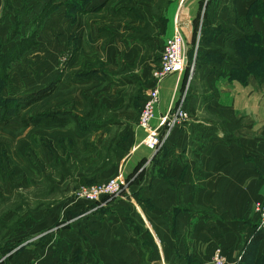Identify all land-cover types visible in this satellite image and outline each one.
<instances>
[{
    "label": "crops",
    "instance_id": "0c3cea01",
    "mask_svg": "<svg viewBox=\"0 0 264 264\" xmlns=\"http://www.w3.org/2000/svg\"><path fill=\"white\" fill-rule=\"evenodd\" d=\"M96 1L87 2V15L113 0ZM118 10L121 24L54 25L64 35L47 50L52 77L38 89L41 103L51 93L53 118L37 124L36 177L51 182L48 191L71 194L28 214L10 235L8 246L22 240L15 264H212L216 249L239 264L254 241L251 264H264L254 211L264 202V0H179L159 20L144 8ZM176 32L189 67L160 84L147 129L138 106L162 56L151 49ZM185 94L187 121L153 151L146 140L163 133ZM112 178L124 191L104 206L72 196Z\"/></svg>",
    "mask_w": 264,
    "mask_h": 264
},
{
    "label": "rangeland",
    "instance_id": "374dc122",
    "mask_svg": "<svg viewBox=\"0 0 264 264\" xmlns=\"http://www.w3.org/2000/svg\"><path fill=\"white\" fill-rule=\"evenodd\" d=\"M90 1L3 0L5 4L3 8L9 11L10 17H3V12H0V264H15L17 249L20 250L19 242L22 240L16 239L12 246H8V242L10 243L11 234L16 235L24 228L22 223L28 214L35 216L36 210L54 206L67 194H71L61 190L48 191L51 182L48 183L42 178L41 181H38L36 177L39 137L37 124L50 123V119L53 118L52 111L46 108L52 102L51 93L47 94L46 92L45 97H49L45 99L44 103H41L38 102L41 99L38 96V89L44 84L47 85L52 77V68L49 66L52 64L51 60L48 61L49 64L45 63L47 57L52 59V54L47 53V50L51 49L49 47L52 46L53 41L59 44V40L62 41L64 35V32L59 33L54 25L58 23L63 27V24L67 25L65 22L73 23L74 19L90 25L121 24L124 19L116 16L118 8L121 7H126L131 11L134 8H144L151 19L159 20L171 6L175 7L179 2V0H113L102 4L105 12L101 11L103 8L100 7V11H92L87 15L84 8ZM96 2L99 3L100 0ZM113 10L115 12L111 13ZM108 13L111 14L108 15ZM44 29L45 33L43 34ZM142 31L137 27L135 36L142 37L144 33ZM149 31L150 29L146 33ZM163 32V36H165L167 31ZM170 37L164 40L162 46L157 49L153 47L151 51L155 53L161 51L160 55H162L163 46ZM68 56L67 52L61 55L60 64L62 67L67 65ZM161 98L160 92V104ZM178 104L179 102L165 116V128L162 136L167 130V118L176 108L178 109ZM142 107L143 105L140 108L138 106L139 116ZM179 125L177 124L170 131L162 146L152 150H163L174 129ZM57 187L61 188V186ZM89 187L72 193V196L86 201L80 198L79 194ZM123 191L124 188L117 197L122 195ZM54 201L57 203L55 204ZM247 249L248 247H246ZM12 252H14L13 255H11ZM50 264H66V262L59 260Z\"/></svg>",
    "mask_w": 264,
    "mask_h": 264
},
{
    "label": "built area",
    "instance_id": "2783aa9c",
    "mask_svg": "<svg viewBox=\"0 0 264 264\" xmlns=\"http://www.w3.org/2000/svg\"><path fill=\"white\" fill-rule=\"evenodd\" d=\"M191 66V65H190ZM189 67V60L186 53V40L180 32L173 34L166 42L162 56L161 67L154 73V86L149 91L148 95L143 100V107L139 116V123L142 127L151 129V123L155 118L156 109L160 104V84L170 75L179 72ZM192 67V66H191ZM192 68L189 77V83L192 80ZM179 107L167 118V130L162 136L151 134L146 140V144L153 150H156L163 145L170 131L181 122L187 121L189 113L186 107L187 94L179 99ZM123 183L112 178L106 182L93 185L84 189L79 197L86 201L104 206L112 199L117 197L123 190ZM255 213L259 216L260 223L258 230L264 231V202H259L254 206ZM242 257H240V260ZM212 264H227V258L221 249H216L213 255Z\"/></svg>",
    "mask_w": 264,
    "mask_h": 264
},
{
    "label": "trees",
    "instance_id": "16d2710c",
    "mask_svg": "<svg viewBox=\"0 0 264 264\" xmlns=\"http://www.w3.org/2000/svg\"><path fill=\"white\" fill-rule=\"evenodd\" d=\"M1 66V63H0ZM51 120V119H50ZM264 232V231H263ZM260 236V235H259ZM262 236V235H261ZM261 238V237H258ZM255 241L251 243V245L248 247V249L246 250V252L244 253V255L242 256V259L240 261L239 264H251V253L254 251V248L256 247ZM246 260V261H245ZM249 262V263H248ZM253 264H257L256 261L255 263L253 262Z\"/></svg>",
    "mask_w": 264,
    "mask_h": 264
}]
</instances>
